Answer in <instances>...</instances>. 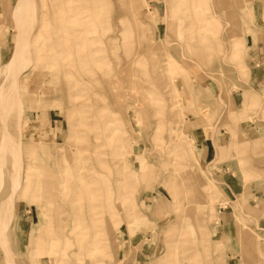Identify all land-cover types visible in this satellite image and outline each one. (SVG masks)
Masks as SVG:
<instances>
[{
  "label": "rangeland",
  "instance_id": "374dc122",
  "mask_svg": "<svg viewBox=\"0 0 264 264\" xmlns=\"http://www.w3.org/2000/svg\"><path fill=\"white\" fill-rule=\"evenodd\" d=\"M20 3L0 0L4 95ZM29 17L0 102L21 150L0 149V264H264V0H32Z\"/></svg>",
  "mask_w": 264,
  "mask_h": 264
},
{
  "label": "bare ground",
  "instance_id": "6f19581e",
  "mask_svg": "<svg viewBox=\"0 0 264 264\" xmlns=\"http://www.w3.org/2000/svg\"><path fill=\"white\" fill-rule=\"evenodd\" d=\"M31 7H32V0H21V3L19 5V8L16 11V18H15V20L17 19L16 20L17 21L16 23L18 25L19 32H18V37H17V40H16V46H15V50H14V53H13V56H12V60L7 65V69L9 71V79L12 78L14 82L9 86L8 93L6 95H4L3 93H0V102L2 104V115H3V117H6L5 115L8 113L7 111L9 109V107H10V103L16 97V92H17V87L16 86L18 85L17 82L19 83V81H20L19 79H20L21 75H23L27 71V69L29 68V63L30 62L28 60H30V59H28V57H29L28 51H29L30 47H29L28 40H29V37L31 35H30L29 30H28V24L31 21V19L29 17ZM31 12H33V11H31ZM31 18H32V16H31ZM29 42H31V41H29ZM18 92H19V90H18ZM18 98H20V97H18ZM19 101H20V99H19ZM14 144H15V142L13 141L12 136L9 135L8 133H5L4 138H3V141H2V145H1V148L0 149L2 151L3 150L4 151H7L8 150L9 152H12L13 151V154H14V151H16V153L20 154L19 151H21V150H19V148H17V147H14L13 146ZM4 153L5 152H2L1 153V156ZM16 156H18V155H16ZM3 157H2V159H3ZM2 163L4 164L5 161L2 162ZM0 170L2 171L1 168H0ZM3 175L4 174H1L0 173V183L3 180ZM14 182H15V185L14 186L16 187V189L13 192V194L15 195L16 194L15 192L20 187V184L18 186V181L17 180L14 181ZM2 207H4V208L1 209V211H0V238L3 240L2 243H3V246H4L5 243H6V239H7L8 228L10 227V225H11V223L13 221V219H12V215L13 214L12 213L15 212L13 210L14 209V199H13V196L8 200V202L6 203V205L5 206H2ZM13 218H14V216H13ZM9 252L6 250V252H5L6 259L5 260H6L7 264H14V259H13V257L11 256V254Z\"/></svg>",
  "mask_w": 264,
  "mask_h": 264
},
{
  "label": "crops",
  "instance_id": "0c3cea01",
  "mask_svg": "<svg viewBox=\"0 0 264 264\" xmlns=\"http://www.w3.org/2000/svg\"><path fill=\"white\" fill-rule=\"evenodd\" d=\"M9 47H10V42H8V43H6V45H1V43H0V61L3 63V61L5 62L6 61V59H8V57H9V55H10V51H9ZM256 55V57L258 58V62L259 63H261V65H263L264 64V55L263 56H261L260 58H259V55H257V53L255 54ZM255 55H254V57H255ZM261 55V54H260ZM27 122V121H26ZM0 123L2 124V122H1V119H0ZM252 123H250V130H247V133L248 134H250L251 135V133L253 132V130H256L257 129V127L256 126H252L251 125ZM198 142H199V146H200V150L203 152L202 154H201V158L203 159L204 158V160L205 159H207V157H206V155L208 154V144H206L205 142H206V140H204L202 137H198ZM2 144V141H1V143H0V145ZM229 146L232 148V150L234 151V153H235V150L237 151L238 150V145L235 143V140L234 139H230V144H229ZM240 147V146H239ZM11 198V197H10ZM9 198V199H10ZM9 199H7V201L9 200ZM14 211H15V201H14ZM14 218L16 217V211L14 212ZM230 213H227V212H225V211H221V216H220V219L224 222V224H230L231 223V218H230V215H229ZM14 218H12V219H14ZM12 223H13V221H12ZM12 223H11V225H10V227L8 228V231H9V229L11 228V226H12ZM8 235V234H7Z\"/></svg>",
  "mask_w": 264,
  "mask_h": 264
}]
</instances>
